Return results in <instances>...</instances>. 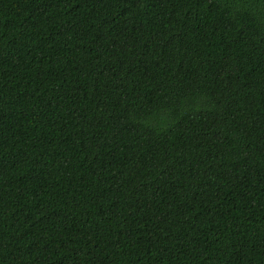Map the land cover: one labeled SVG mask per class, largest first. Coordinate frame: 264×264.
<instances>
[{"label":"trees","instance_id":"obj_1","mask_svg":"<svg viewBox=\"0 0 264 264\" xmlns=\"http://www.w3.org/2000/svg\"><path fill=\"white\" fill-rule=\"evenodd\" d=\"M0 264H264V0H0Z\"/></svg>","mask_w":264,"mask_h":264}]
</instances>
